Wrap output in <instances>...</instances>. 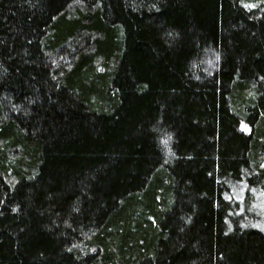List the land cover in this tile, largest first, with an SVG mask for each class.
I'll use <instances>...</instances> for the list:
<instances>
[{"label":"trees","instance_id":"16d2710c","mask_svg":"<svg viewBox=\"0 0 264 264\" xmlns=\"http://www.w3.org/2000/svg\"><path fill=\"white\" fill-rule=\"evenodd\" d=\"M0 264H264V0H0Z\"/></svg>","mask_w":264,"mask_h":264}]
</instances>
